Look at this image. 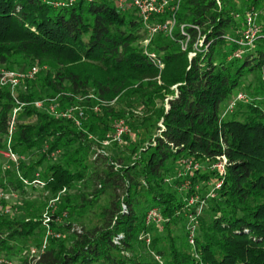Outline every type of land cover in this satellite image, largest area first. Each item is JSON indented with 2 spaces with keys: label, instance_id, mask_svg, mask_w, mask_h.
<instances>
[{
  "label": "trees",
  "instance_id": "obj_1",
  "mask_svg": "<svg viewBox=\"0 0 264 264\" xmlns=\"http://www.w3.org/2000/svg\"><path fill=\"white\" fill-rule=\"evenodd\" d=\"M59 1L0 0V70L17 71L12 67L19 60L39 68L16 95L0 87V151L16 100L26 103L11 141L24 158L19 173L30 179L39 171L50 197L74 191L59 205L68 220L52 222L60 237L49 238L40 257L29 259V248L44 235L40 206H12L10 215L0 214V258L19 264H264V0H182L174 40L157 34L150 41L161 69L139 46L145 31L133 13L120 12L113 0L55 6ZM251 9L257 12L255 41L235 58L238 47L229 38H239ZM197 40L200 51L189 59ZM237 92L247 102L226 112ZM51 102L58 110L81 107L80 126L47 113ZM119 119L134 138L123 136L128 156H94ZM221 157L225 172L209 170ZM185 160L200 167L175 177ZM0 188L20 195L28 190L13 169L1 168ZM194 196L197 204L188 206ZM153 208L164 219L161 230L145 224ZM193 215L191 247L186 224Z\"/></svg>",
  "mask_w": 264,
  "mask_h": 264
},
{
  "label": "built area",
  "instance_id": "obj_2",
  "mask_svg": "<svg viewBox=\"0 0 264 264\" xmlns=\"http://www.w3.org/2000/svg\"><path fill=\"white\" fill-rule=\"evenodd\" d=\"M75 0H61L56 2L55 6H67L71 5ZM115 7L122 13L132 12L135 14L137 19L141 22L143 29L145 31V38L141 41L143 46L144 53L148 54L152 60V62L157 65L160 69L162 68V64L160 60L156 57L153 52H150L146 47L150 44V41L154 36L159 33H164L170 40H174L173 32L176 27V17L178 12L180 11V6L182 0H113ZM166 15L167 19L164 22L152 23L151 20L154 18H159L162 15ZM256 14L254 12H249L245 15L244 19V27L240 32L239 38H229V40L234 43L238 48L234 52L233 57L240 58L242 54V49L250 47L253 45L255 41V37L257 34V26L255 24ZM179 31L184 35V26L179 27ZM189 37L185 36L184 39L179 41V47L182 51L187 50ZM202 46V41L197 40L192 45V51L188 53L189 59L195 56L196 52H199V48ZM39 71L37 65H33L30 69L25 72L19 71H10V70H0V87H7L11 94L19 88L20 84L25 80L33 79ZM246 96L237 92L230 99V103L226 109V112L232 111L238 103H246ZM26 105V103L19 102L16 100V106L13 108L9 122H8V132L6 136V147L3 151H0V155H4L7 159L9 165L3 167L7 170L13 169L16 172V175L22 183L25 189H44L45 182L40 179L39 171H35L32 177L25 178L23 177L18 170L19 163L24 160L23 157L17 155L11 149V141L13 133L16 129V117L22 110V108ZM36 109H42L44 103L40 101H36L33 103ZM97 110V107L94 108ZM46 112L50 115L60 118V119H71L75 123L76 126H80L81 118L84 116L83 109L78 106L67 107L62 110H58L56 105L51 102L45 108ZM225 112V113H226ZM129 129L125 121H118L115 124L113 132L106 136V139L101 142L102 147L108 146L111 143L121 144L123 136L128 134ZM105 154L102 149H96L95 155ZM225 157H221L218 159L216 163H213L209 170L216 171L217 173L225 172ZM200 166L197 163H193L191 160H185L181 164V168L176 172L175 177H187L192 174L193 171L197 170ZM5 170V169H4ZM188 185V181H186L182 188L186 189ZM221 185V182H217L214 185V189H218ZM65 193V189L61 190L58 195L49 201V204L46 207L44 214L41 217V226H43L45 235L42 238V241L39 246L30 247L27 252V257L29 259H38L40 255L45 251L47 246V241L49 238H59L60 233H56L51 228V223L54 222V219L58 220L61 217L65 218L67 216L66 212L60 214V216H56V208L55 204L60 201V195ZM19 195L17 192L0 188V203L5 202L9 199V197H16ZM213 190L209 192L207 197H213ZM197 196L190 197L187 199L186 203L188 206H193L197 204ZM201 205L197 208V214L200 213ZM12 212L11 207H3L0 206V214L2 215H10ZM189 222L186 224V232H187V241L191 247L194 246V233H195V216L187 217ZM145 224H152L157 227L159 230L162 229L164 219L160 215L158 209L153 208L150 209L145 216ZM144 239L145 243H149V236L141 237ZM8 260L0 258V264L6 263Z\"/></svg>",
  "mask_w": 264,
  "mask_h": 264
},
{
  "label": "rangeland",
  "instance_id": "obj_3",
  "mask_svg": "<svg viewBox=\"0 0 264 264\" xmlns=\"http://www.w3.org/2000/svg\"><path fill=\"white\" fill-rule=\"evenodd\" d=\"M249 12H254L255 14H257V12H255V10L254 9H251V10H249L247 13H249ZM129 14H131L132 12H128ZM246 13V14H247ZM134 14V13H133ZM135 15V14H134ZM167 19V16L164 14V15H162L161 17H159V18H154V19H152L151 20V22L152 23H158V22H164L165 20ZM244 19H245V16H244ZM239 21H240V18L238 17V18H236V22L238 23V26L237 27H239L240 28V26L242 25H240V23H239ZM176 25H177V21H176ZM243 27H244V24H243ZM176 28V27H175ZM159 34H163V35H165L164 33H159ZM157 36V35H156ZM156 36H154L152 39H154ZM150 45V44H149ZM149 45L146 47V49H148L149 50ZM141 48H145V46H143V44L142 43H140V45H139ZM19 63H18V65H16V66H14V67H12L14 70H17V71H19V72H25V71H27L28 70V66H29V64L27 63V62H25V61H23V60H19L18 61ZM22 69H24V71L22 70ZM34 79V78H33ZM32 80V79H31ZM24 89V85H22V84H20V86H19V88L18 89H16L12 94H14V95H16V93L19 91V90H23ZM114 106V105H113ZM120 106L121 107H125V105H123V104H121L120 103ZM118 121H123V119H119V120H116L115 122H114V124H113V129H114V126H115V124H117L118 123ZM126 124H127V122H125ZM128 126V125H127ZM128 137H130L129 138V140L131 141H133L134 140V138H132V135L130 134V133H128V134H126ZM125 135V136H126ZM105 139H106V137H105ZM105 139H103V140H105ZM103 140H101V141H99L100 142V144H101V142L103 141ZM128 142L127 141H123V143L121 144V145H115L114 146V144H110V145H108V146H104V147H102V145H101V149L103 150V152L108 156V157H114V156H120V155H122V156H128V153L124 150V144H127ZM7 165H9V163H8V161H7V159L5 158V156L4 155H0V168L2 169V171H7V169L6 168H3V167H5V166H7ZM5 169V170H4ZM73 192L74 191H69V192H66L65 191V193L64 194H61L60 195V201L58 202V203H56L55 204V208H56V213H58L59 211H61V209H60V203H61V201H62V198H63V196L67 193V194H69L70 196H72L73 195ZM58 195V194H57ZM56 195V196H57ZM55 196V197H56ZM55 197H50L49 196V193L47 192V191H45V189H37V188H34V189H28L27 191H26V194L25 195H16V197H9V199L8 200H6L5 202H2V203H0V206H2V208L3 207H12V206H17V207H20V208H23L24 206H25V204H33V205H39L40 206V210H41V214H40V219L39 220H41V217H42V215L44 214V212H45V210H46V207H47V205L49 204V201L51 200V199H53V198H55ZM72 199H73V197H71ZM11 210H12V208H11ZM62 213L63 212H65L64 210L63 211H61ZM22 213H20V215H21ZM66 214H67V212H66ZM68 215V214H67ZM67 217V216H66ZM60 218V219H58V220H56V219H54V223L55 224H61L62 222H64V221H67L68 220V218ZM73 222L75 223V225H76V227H75V229L77 228H79V226H78V222H77V220L76 219H73ZM42 228H43V226H42ZM43 231H44V229H43ZM44 235H45V233H44ZM43 235V236H44ZM62 238V237H61ZM190 245V244H189ZM4 264H19V261L17 260V259H11V260H9V261H7L6 263H4Z\"/></svg>",
  "mask_w": 264,
  "mask_h": 264
}]
</instances>
